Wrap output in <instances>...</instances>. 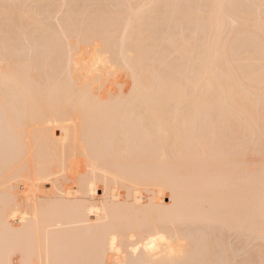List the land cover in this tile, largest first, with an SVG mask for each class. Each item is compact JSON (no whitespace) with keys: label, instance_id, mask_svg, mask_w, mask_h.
Returning a JSON list of instances; mask_svg holds the SVG:
<instances>
[{"label":"bare ground","instance_id":"bare-ground-1","mask_svg":"<svg viewBox=\"0 0 264 264\" xmlns=\"http://www.w3.org/2000/svg\"><path fill=\"white\" fill-rule=\"evenodd\" d=\"M0 1V264H264V0Z\"/></svg>","mask_w":264,"mask_h":264},{"label":"rangeland","instance_id":"rangeland-1","mask_svg":"<svg viewBox=\"0 0 264 264\" xmlns=\"http://www.w3.org/2000/svg\"><path fill=\"white\" fill-rule=\"evenodd\" d=\"M48 1H51V0H46L47 4L49 5L50 2H48ZM55 1H56V0H53V1H51V3L53 4V2L55 3ZM57 1H58V2H56V3H59V1L61 2V0H57ZM63 1H64V0H63ZM63 1H62V2H63ZM115 1H116V0H111V1L109 0V1H107V2L109 3V4H108V5H109L108 7L111 8V9H114V10H117V9L122 8V3H120V6H121V7L118 6V5H119L118 3L121 2V0H119V1L117 0L118 2H117V1L115 2ZM241 1H242V0H241ZM0 2H1V1H0ZM64 2H65V1H64ZM64 2H63V3H64ZM72 2H73L72 0H68L66 3H71V4H72ZM94 2L97 3V1H94ZM94 2H92L93 5H94ZM163 2H164V1H163ZM243 2H244V4L247 5V7L249 8V10L252 11V7H253V6H251L246 0L243 1ZM34 3H35V4H34ZM34 3L32 2V3H31L32 6H31V4H30V6L33 7V5H34V7H35V8L38 7L37 9H39V10H40V8H41V5H42L43 3L45 4V2L42 3V2H40V1H38L37 3H36V2H34ZM51 3H50V4H51ZM63 3H62V4H63ZM38 4H39L40 7L38 6ZM52 4H51V5H52ZM242 4H243V3H242ZM91 5H92V4H91ZM115 5H117L118 7H115V8H114ZM95 6H96V5H95ZM112 6H113V7H112ZM243 6H244V5H243ZM243 6H242V7H243ZM263 6H264V4L262 5V7H263ZM34 7H33V8H34ZM51 7H52V6L49 7L50 10L52 9ZM247 7L245 6V9H246ZM43 8H44V7H43ZM63 8H64V7H63ZM65 8H66V7H65ZM65 8L63 9V11L65 10ZM243 8H244V7H243ZM255 8H256V11H258V9H261V10H259V12L262 11V10L264 9V7H263V9H262L261 6H260V8H257V7H255ZM206 10H207V8H206ZM206 10H204V12H206ZM246 10H247V9H246ZM253 10H254V7H253ZM61 11H62V10H61ZM63 11H62L61 13H63ZM262 12H263V11H262ZM260 13H261V12H260ZM263 13H264V12H263ZM56 14H57V15H56ZM56 14H55V12H54V14L52 13V16L49 15V14H48V15H49V16H48L47 13H46V16L50 18V19L48 18L49 21H50V23L57 27V26H58V25H57V24H58V20H59V18L61 17V15H60V13H57V12H56ZM44 15H45V14H44ZM58 15L60 16L59 18H57ZM50 16H51V17H50ZM53 16H54V17H53ZM0 18H1V10H0ZM53 18H54V19H53ZM56 18H57L58 20H57ZM51 19H52V21H51ZM56 20H57V21H56ZM164 21H165V23H166V20H164ZM54 22H55V23H54ZM162 23H164V22L162 21ZM167 23H168L167 25L169 26V25H170V22H167ZM171 24H172V23H171ZM175 24H177V23H175ZM187 24H188V25H187ZM187 24H184V23H181V22H180V23H178L176 26H178V28H179V26H180V27H182V26H189V23H188V22H187ZM163 25H164V24H163ZM191 25H193V24H191ZM191 25H190V26H191ZM235 25H236V24H234V26H235ZM237 25H238V24H237ZM229 26H230V28H231L233 25H229ZM229 26H228L227 28H229ZM234 26H233V27H234ZM164 27L166 28V25H164ZM172 27H173V25H172ZM172 27H170V28H172ZM233 27H232V28H233ZM167 28H168V27H167ZM227 28H225V29L227 30ZM230 28H229V29H230ZM226 30H225V32H226ZM225 32H224V34H223V36H224L225 39H224V38H223V39H224L225 41H226V40L228 41V39H229V41H230V39H232V37L226 39L227 36L225 37V35L228 34V30H227V34H225ZM229 33H230L229 35H232V32L229 31ZM228 37H230V36H228ZM227 41H226V42H227ZM246 42H247V41H246ZM249 42H250V41H249ZM249 42H247V43H249ZM228 43H229V42H228ZM251 43H252V42H251ZM237 45H238V44H237ZM239 45H240V44H239ZM239 45H238V46H239ZM238 46L236 47L237 49L239 48ZM233 48H234V47H233ZM236 48H235V49H236ZM235 49H234V50H235ZM27 51H28V50H26V52H27ZM29 52H30V51H28V53H29ZM124 77H125V79H126V76H124ZM50 187H51L50 184H46V188H47V189L50 188ZM98 192L103 193V191H101V190H99ZM169 200H170V199L166 197V201L169 202ZM16 222H18V221H16ZM221 232H223V233L220 234L219 237H222V235H223L226 231H225V232H224V231H221ZM227 232H228V231H227ZM234 233H235V231H232L230 234L228 233V235H227V234L225 235L226 237L228 236V237H227V241L224 240V237H225V236L222 237V240H224L223 242H224V247H225V248H227L229 245H230V246L232 245L233 247L231 246V247H232L231 249H233L234 246H235L237 249L239 248L240 250H242V251H240V250L238 249V250H239V253H241V254L243 253V256H240L239 253H238V250H237V249H235V250H230V249H228V250H230V253H231V252L234 253L233 251H235V253L237 252V255H238L237 257H238V259H241L240 261H242L243 257H246V256L248 257V258L246 257V258H247L246 260H249V255H246V253H247L248 250H250L251 246H252V248H253V247H254L253 245L255 244V247H258V246H256V245H259V243L261 244L262 242H264V241H263L264 238H259V239H261V240L255 238L256 241L254 240V241L252 242L251 240L246 239V241H245V243H244V240H243V239H245V238H247V237L244 236V237H245V238H244L243 235H241V236H242V238H241V236L239 235L240 233H239V234H238V235L240 236V238H239V236H237V234H236L237 232H236L235 234H234ZM231 234H232V236H231ZM233 234H234V235H233ZM235 235H236L237 237H235ZM230 236H231L232 238H230ZM233 236H234L235 238H234ZM226 237H225V239H226ZM236 238H237V239H236ZM232 239H233V240H232ZM234 240H235V242H234ZM236 240H238V241H236ZM242 240H243V241H242ZM229 241H230V242H229ZM240 241H241L242 244L240 243ZM247 241H248V242L250 241L249 243H253V244L250 245ZM231 242H233V243L230 244ZM236 242H237V243H236ZM226 243H227V244H226ZM246 243H247V244H246ZM234 244H235V245H234ZM236 244H237V246H236ZM239 244H240V245H239ZM226 245H228V246L226 247ZM247 245H249L250 247H246ZM242 246H243V248H242ZM261 246H263V245L261 244ZM245 247H246V248H245ZM255 247H254V248H255ZM228 248H229V247H228ZM248 248H249V249H248ZM254 248H253V249H254ZM263 248H264V246H263ZM247 249H248V250H247ZM255 249H257V248H255ZM258 249H260V247H259ZM244 251H246V253H245L246 256H244ZM248 252H249V251H248ZM263 252H264V251H263ZM263 252H261V253H263ZM227 253H228V251H227ZM232 253H231V254H232ZM235 253H234V254H235ZM228 254H229V253H228ZM248 254H250V253H248ZM235 255H236V254H235ZM261 256H262V255H261ZM239 257H240V258H239ZM241 257H242V258H241ZM263 257H264V256H263ZM236 259H237V258H236ZM243 260H244V259H243ZM257 264H258V263H257ZM259 264H262V262L259 263Z\"/></svg>","mask_w":264,"mask_h":264},{"label":"snow or ice","instance_id":"snow-or-ice-1","mask_svg":"<svg viewBox=\"0 0 264 264\" xmlns=\"http://www.w3.org/2000/svg\"><path fill=\"white\" fill-rule=\"evenodd\" d=\"M8 7H9V6H7V5L5 6L6 9H7ZM6 16H7V12H6ZM159 239L163 240V239H165V237H164V236H160Z\"/></svg>","mask_w":264,"mask_h":264}]
</instances>
